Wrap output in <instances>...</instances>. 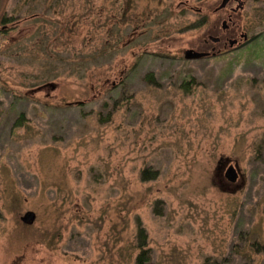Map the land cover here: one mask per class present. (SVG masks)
I'll return each mask as SVG.
<instances>
[{
  "label": "rangeland",
  "instance_id": "374dc122",
  "mask_svg": "<svg viewBox=\"0 0 264 264\" xmlns=\"http://www.w3.org/2000/svg\"><path fill=\"white\" fill-rule=\"evenodd\" d=\"M221 1L0 0V264H133L139 226L153 264H264V0Z\"/></svg>",
  "mask_w": 264,
  "mask_h": 264
},
{
  "label": "trees",
  "instance_id": "16d2710c",
  "mask_svg": "<svg viewBox=\"0 0 264 264\" xmlns=\"http://www.w3.org/2000/svg\"><path fill=\"white\" fill-rule=\"evenodd\" d=\"M10 21H13V19H11L10 17H3V20H2V23L4 25H7ZM116 27V25H115ZM117 28V27H116ZM109 49V47H108ZM106 46L104 48V53H106ZM146 80L148 81H151L152 83H156V78L154 77V74L149 72L147 75H146ZM195 84L194 81H190V82H184V84H181V87L184 89L185 92H191L190 88H188V86H193ZM197 84V83H196ZM195 84V86H196ZM121 86V88L117 91V95L118 97L116 98L117 101L119 99H125V98H128L127 96L128 95V86H127V83L126 81H122L121 84H119ZM116 88V87H115ZM115 88H113L115 90ZM116 109V107H115ZM114 110H111V112H114ZM102 113V112H101ZM100 113V114H101ZM27 117L25 115V113H21L16 121L15 122V125L16 126H23L27 124ZM161 173V171L159 169H155V168H144L141 172V177L143 180H150V179H154L156 178L159 174ZM157 213H159L158 211H156ZM139 237L140 239L137 241V247H138V251L137 252V256H136V259H135V263L133 264H153V253H152V249L150 247H148V243L146 242L147 241V233L145 231V228L143 226H139ZM245 234H242L240 237H244Z\"/></svg>",
  "mask_w": 264,
  "mask_h": 264
},
{
  "label": "water",
  "instance_id": "95a60500",
  "mask_svg": "<svg viewBox=\"0 0 264 264\" xmlns=\"http://www.w3.org/2000/svg\"><path fill=\"white\" fill-rule=\"evenodd\" d=\"M230 0H222L220 5H218L219 8H222L224 7V5L228 4ZM241 4V2H240ZM239 4V5H240ZM241 6V5H240ZM233 41L231 42V44L233 45ZM231 45V46H232ZM207 54L205 52H201L200 50H195L193 48H189V49H186V54L185 56L187 58H199L200 57H204L206 56ZM236 175V168L233 166V165H230V167L228 168L227 170V174L229 177H231V179H234V176ZM35 213L33 211H28L24 216H23V220L24 221H29V220H33L35 218Z\"/></svg>",
  "mask_w": 264,
  "mask_h": 264
},
{
  "label": "flooded vegetation",
  "instance_id": "af4514ba",
  "mask_svg": "<svg viewBox=\"0 0 264 264\" xmlns=\"http://www.w3.org/2000/svg\"><path fill=\"white\" fill-rule=\"evenodd\" d=\"M244 0H240L239 2H241V4H242V2H243ZM244 3V2H243ZM239 9L240 8H237V7H232V12L229 14V16H228V18L231 20V19H233V14L234 13H237V12H239ZM236 10V11H235ZM228 26V24H227V22L225 21V24H224V30H226L227 31V34L225 35V36H220L223 40H222V43H224V44H226L227 43V41L229 40V41H233L234 43H236V42H239V40L237 39V37H234V36H236L235 34H232L231 32H228V28L230 27H227ZM214 38V41H217L219 38H218V36H216V37H213ZM224 41V42H223ZM212 48H214L213 46H212ZM200 50V49H199ZM201 52H205L207 55H209L210 54V51H202V50H200ZM223 49H219L217 52L219 53V54H221V53H223ZM217 52H213V54L214 53H217ZM206 55V56H207ZM227 170H228V168H227Z\"/></svg>",
  "mask_w": 264,
  "mask_h": 264
}]
</instances>
